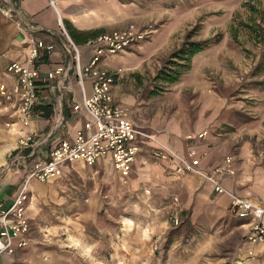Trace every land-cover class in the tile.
<instances>
[{
	"label": "rangeland",
	"instance_id": "rangeland-1",
	"mask_svg": "<svg viewBox=\"0 0 264 264\" xmlns=\"http://www.w3.org/2000/svg\"><path fill=\"white\" fill-rule=\"evenodd\" d=\"M122 1L127 13L137 14L116 29L134 24L150 33L126 57L110 62L112 69H121L117 83L129 95L132 113L159 128L162 141L167 128L183 138L203 131L206 135L195 140L206 138L210 148L225 144L228 155L235 156L237 175L248 156L264 165V0ZM196 41L210 45L196 53L180 81L158 77L185 63L175 54ZM201 154L205 157L206 150ZM74 172L56 183L57 194L42 204L44 217L31 220L26 261L21 258L19 264H245L257 259V252L245 254L237 232L231 233L241 223L236 217L231 227L223 217L210 224L194 206L168 207L147 190L113 186L92 174L81 179ZM178 198L172 199L178 203ZM176 214L180 224L173 221Z\"/></svg>",
	"mask_w": 264,
	"mask_h": 264
},
{
	"label": "crops",
	"instance_id": "crops-1",
	"mask_svg": "<svg viewBox=\"0 0 264 264\" xmlns=\"http://www.w3.org/2000/svg\"><path fill=\"white\" fill-rule=\"evenodd\" d=\"M10 1L19 4L24 15L31 19L34 25L40 27L36 37L55 46V50L45 54L39 63L43 72L51 71L57 65L66 63L70 55L66 47L67 37L61 31L60 15L65 26L69 22L76 31L83 33L99 29H103L104 32L108 29L111 31L120 25L121 20L129 18L127 16L137 14L135 10H132L131 14L127 13L123 9L126 4L122 0H61L59 10L53 7L49 0ZM86 42L83 40L77 43L82 46ZM27 46L26 36L18 30L17 24L0 14V86L6 84L8 88L13 89L17 84L15 75L8 69L9 64L24 60L28 54ZM125 54H116L110 58L109 62L113 64L119 60L117 56L123 58L127 56ZM89 55L85 53V59H88ZM87 88L88 92H91V83H88ZM38 94L40 100L34 112L31 128L35 130L36 139L40 142L37 147L20 151L22 162L18 171L9 165L14 167L13 153H18L16 145L29 127L23 123L17 103L8 101L0 94V202H3L5 207H8L19 195L25 176L30 169L39 163V160L47 159L60 140L73 141L78 131L85 128L88 120L87 111L79 106L84 95L73 71L57 75L51 84H42ZM114 94L121 105L126 108L130 106L129 95L123 92L118 83L114 87ZM60 106L64 112V120L57 124L55 115ZM130 114L137 124L148 128L150 132L159 131V128L141 122L136 113H132L131 110ZM201 132L203 131L194 134L198 135ZM160 136L182 153L187 154L192 148L197 149L200 154L206 150L207 155L202 158L201 165L207 170L215 168L229 156L225 150V144H221L222 147H220L219 143L215 142L210 148L207 147L209 142L206 138L188 140L185 136L183 138L182 133L175 128H167V131H162ZM136 158L130 176L121 174L116 169L112 156L106 155L94 165L86 164L84 161L66 165L64 173L58 180L53 179L49 182L33 180L30 184L31 198L26 209L28 217L36 221L44 217L42 204L54 198L57 194L56 183L60 184V181L69 177L72 171H75L74 173L81 179L92 174L94 178L105 179L113 186L115 183H121L123 188L130 190L131 186L136 190H147L150 198L165 199L168 207L181 205L185 210L194 206V210L200 212V215L202 213L203 220L210 224L217 223L218 219L223 217L226 220V226L231 227L236 217L241 223L234 226L231 233L237 232L238 245L245 254L251 251H256L258 254L256 260L247 261L245 264H264V244H253L248 241L246 235L248 221L234 214L228 194L216 192L212 184L202 175L189 173L186 176H180L176 173V166L172 160L164 161L154 156L152 145L145 144ZM238 168L240 173L226 178L225 186L230 191H237L248 199L264 204V165H261L258 159L248 156L238 164ZM126 179L128 183L125 182ZM175 196L179 197L177 204L172 199ZM24 254H27L26 246L17 249L14 255L0 254V264H19L21 258L25 259Z\"/></svg>",
	"mask_w": 264,
	"mask_h": 264
},
{
	"label": "built area",
	"instance_id": "built-area-1",
	"mask_svg": "<svg viewBox=\"0 0 264 264\" xmlns=\"http://www.w3.org/2000/svg\"><path fill=\"white\" fill-rule=\"evenodd\" d=\"M49 1L59 10L61 0ZM0 14L17 24L18 30L25 34L28 43L26 58L9 64L8 69L15 75L17 84L13 89L6 84L0 86L1 96L17 103L23 123L29 127L16 145L18 153H13L14 167H9L18 171L22 162L20 151L37 147L40 142L36 139L35 130L31 128V122L40 100L38 92L42 84H51L57 75L73 71L84 95L79 106L88 113L85 128L78 131L73 141L60 140L47 159L39 160L30 169L14 201L8 207L0 202V254L12 255L17 249L25 248L29 244L33 226L26 209L31 198L30 184L33 180L49 182L61 176L65 166L72 162L84 161L94 165L106 155L112 156L115 167L121 174L130 176L133 163L145 144L152 145L155 157L164 161L172 160L179 175H202L216 192L228 194L234 214L248 221V241L264 244V204L248 199L237 191H230L225 186V179L238 173L235 156H228L215 168L204 169L201 165L204 155L195 148L187 154L182 153L170 143L162 141L156 133L137 124L130 110L116 99L114 87L121 69H112L109 60L116 54L131 52L139 42L150 37L148 31L141 33L131 24L125 28L103 32L81 46L71 36L59 11L61 31L67 37L66 47L70 55L66 63L43 72L39 63L45 54L55 50L54 44H47L36 37L40 27L24 15L19 4L0 0ZM85 53L90 54L88 59H85ZM88 83H91V92H88ZM55 118L57 124L64 120L61 106L58 107ZM205 135L202 132L198 136L188 135L187 138L193 140ZM173 221L180 224L178 214L173 216Z\"/></svg>",
	"mask_w": 264,
	"mask_h": 264
},
{
	"label": "trees",
	"instance_id": "trees-1",
	"mask_svg": "<svg viewBox=\"0 0 264 264\" xmlns=\"http://www.w3.org/2000/svg\"><path fill=\"white\" fill-rule=\"evenodd\" d=\"M66 26L68 27V30L71 32V35L77 42H82L83 40L88 41L91 38H95L99 36L102 32H104L103 29H99L96 31H89V32H83L80 33L74 29V27L71 25V23L67 22ZM210 43L207 41H196L193 44H191L187 48H182L180 52L175 54V57H180L183 60H186L185 63L177 64L178 67L177 70H172L171 72H166L165 75L158 76L159 78H163L164 80L168 81L169 83H177L181 79V75L184 74L186 71H188L192 66V58L196 55V53L206 49L209 47Z\"/></svg>",
	"mask_w": 264,
	"mask_h": 264
}]
</instances>
